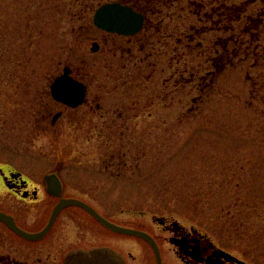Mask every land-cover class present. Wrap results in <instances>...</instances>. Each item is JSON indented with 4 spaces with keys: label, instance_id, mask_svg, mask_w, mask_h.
I'll use <instances>...</instances> for the list:
<instances>
[{
    "label": "rangeland",
    "instance_id": "1",
    "mask_svg": "<svg viewBox=\"0 0 264 264\" xmlns=\"http://www.w3.org/2000/svg\"><path fill=\"white\" fill-rule=\"evenodd\" d=\"M110 1L0 0V158L20 169L33 160L29 174L88 176L112 203L105 212L115 223L155 231L153 215L171 216L249 264H264V55L255 67L231 56L228 39L245 20L228 19L235 30L227 33L198 37L190 29L203 27L199 17L210 26L205 13L213 4L226 1L230 12L250 0L175 1L170 16L164 9L162 33L131 51L126 39L93 24L95 10ZM223 36L228 66L200 83ZM67 64L89 85L88 104L52 128L63 106L50 100L49 84ZM222 191L239 203L234 218ZM143 248L134 236L114 235L124 258Z\"/></svg>",
    "mask_w": 264,
    "mask_h": 264
},
{
    "label": "flooded vegetation",
    "instance_id": "2",
    "mask_svg": "<svg viewBox=\"0 0 264 264\" xmlns=\"http://www.w3.org/2000/svg\"><path fill=\"white\" fill-rule=\"evenodd\" d=\"M175 1L179 0L110 1L128 5L143 15V26L133 35L111 33L94 26L102 32L126 39L130 47L129 51H131L132 44L150 43L149 40L154 35L162 33L166 19V16L163 15L164 9H167V14L170 16V9L175 6ZM190 1L196 4L195 0H189V4H191ZM244 3L245 1L238 4L234 10L230 8V12L236 14L237 23L244 20L250 23L239 26L240 32L237 28L239 36L236 58L239 57L243 63L252 59L255 61V67V63L259 64L264 55L262 42L264 39V0H250V2ZM157 4H160L161 7L158 8ZM198 5L202 8L208 7L206 2H200ZM250 6H253V10L249 14ZM210 8L211 12L205 13L206 21L210 26L199 17V22L203 27L195 28V25H192L190 29H194V35L200 37L203 33L212 31L227 33L228 28H232V25L228 27L226 24L228 19L233 20L234 18L228 17L230 12L226 1L220 2L218 5L213 4ZM155 15L161 16L159 22L154 21ZM153 30L154 32H151ZM247 34H250L248 40L245 39ZM188 37L193 38V36ZM94 43L97 44L98 49L92 52L97 53L101 50V45L97 40H94ZM227 45V37L224 36L220 37L218 43H214V55L210 58L213 67L206 74L198 77L200 83L207 78L215 81L217 72L222 73L226 70L228 66ZM65 67L70 68L72 78L86 85L87 95L84 103L76 108L58 102L50 95L51 101L63 106L56 112V114H60L56 121H54L56 116L54 114L51 121L52 128L56 127L68 110H76L88 104L89 85L85 79L75 73L72 65H65L62 71L53 77L52 81L63 73ZM194 78L196 77L194 76ZM97 107L101 108L102 106L98 104ZM110 113L112 112L109 111ZM14 163L10 158H0V214L8 217L11 221L8 223L0 217V264H63L69 254L80 249L91 250L101 247L114 249V235L117 233L101 224L84 205L80 203L66 204L53 218L56 208L63 200L75 199L89 205L107 220L112 221L105 212L110 209L112 203L101 200L96 181L89 180L88 176H71L66 179L67 177L59 174L60 171H50L43 175L36 174L37 171H35L36 173L29 174L25 167L35 166L33 160L19 162L21 169ZM110 165L112 164H108V166ZM51 173L56 174L52 181L47 178ZM152 219L157 226L155 231L137 229L146 231L155 239L160 260L154 248L147 241L134 237L143 243L144 248L139 249L138 258L133 253H129L128 258H125L126 264H243L242 262L249 264L242 254L220 245L209 234L194 225L183 224L171 216L153 215ZM100 228L105 234L102 239L105 240L100 238ZM222 251L229 253L232 257L223 255Z\"/></svg>",
    "mask_w": 264,
    "mask_h": 264
},
{
    "label": "water",
    "instance_id": "3",
    "mask_svg": "<svg viewBox=\"0 0 264 264\" xmlns=\"http://www.w3.org/2000/svg\"><path fill=\"white\" fill-rule=\"evenodd\" d=\"M144 17L137 13L132 7L124 5L120 2H108L101 4L95 11L93 22L99 29L111 33L122 35H133L137 33L143 26ZM97 44H93L92 51H97ZM71 70L65 67L63 73L54 78L50 84V91L53 99L64 103L70 107L76 108L82 105L87 95V87L85 84L75 80L70 76ZM60 114H56L54 121L59 118ZM55 173H51L47 178L52 181ZM59 183V180L57 179ZM60 184V183H59ZM80 203L89 209L93 215L112 231L119 234L137 236L146 240L155 250L157 257L160 260L159 249L155 239L146 231L125 227L107 220L95 209L89 205L82 203L79 200L70 199L63 200L56 208L53 218L66 204ZM4 220L11 223L8 217L0 214ZM223 255L232 257L229 253L222 251ZM246 264L245 262H242ZM63 264H126L125 258L116 250L107 247L95 248L91 250H77L68 255Z\"/></svg>",
    "mask_w": 264,
    "mask_h": 264
},
{
    "label": "trees",
    "instance_id": "4",
    "mask_svg": "<svg viewBox=\"0 0 264 264\" xmlns=\"http://www.w3.org/2000/svg\"><path fill=\"white\" fill-rule=\"evenodd\" d=\"M233 6V5H232ZM237 7V4H235V6L234 7H231V9L232 10H234L235 8ZM233 20H235L236 21V16H234V18H233ZM230 28V27H229ZM231 29H235V26H232V28ZM233 34H237V33H233ZM238 36L239 35H237V36H231L229 39H228V41L230 42H233V45H234V48H233V51H232V55L231 56H233V57H237V39H238ZM235 185H232V187H234ZM229 192V191H228ZM224 193H223V191H222V203H224V204H226L225 205V207L228 205V207L230 208V210H229V213L231 214V217L232 218H234L235 217V215H234V213L232 214L231 212H232V210H233V207H237L235 210H233V211H236V210H238V208H239V203H233L232 201H230V200H228V197L227 196H225V195H223ZM231 197H233V196H231ZM261 199H263L262 197H261ZM263 201H264V199H263ZM222 206V205H221ZM237 212H239V210L237 211ZM220 215L222 216V212H220ZM229 247H231L230 245H229Z\"/></svg>",
    "mask_w": 264,
    "mask_h": 264
}]
</instances>
